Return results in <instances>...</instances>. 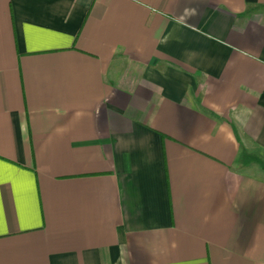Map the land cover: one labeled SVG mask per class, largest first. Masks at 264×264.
Listing matches in <instances>:
<instances>
[{"label":"crops","instance_id":"obj_1","mask_svg":"<svg viewBox=\"0 0 264 264\" xmlns=\"http://www.w3.org/2000/svg\"><path fill=\"white\" fill-rule=\"evenodd\" d=\"M0 264H264V0H0Z\"/></svg>","mask_w":264,"mask_h":264}]
</instances>
